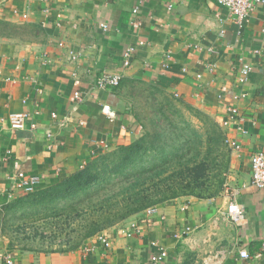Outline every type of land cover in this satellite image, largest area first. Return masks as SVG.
Returning a JSON list of instances; mask_svg holds the SVG:
<instances>
[{"label": "crops", "instance_id": "0c3cea01", "mask_svg": "<svg viewBox=\"0 0 264 264\" xmlns=\"http://www.w3.org/2000/svg\"><path fill=\"white\" fill-rule=\"evenodd\" d=\"M0 19L28 31L0 38V202L20 192L11 179L17 171L41 176L46 187L137 139L129 83L204 111L238 146L237 181L220 197L175 198L157 205L150 224L135 213L104 231L109 247L97 235L64 252L10 249L0 240V264H146L159 247L164 264H264V188L249 184L250 157L264 151L260 7L239 26L215 0H0ZM242 62L252 67L245 83ZM103 71L120 74L119 85L96 88ZM18 111L29 112L34 127L12 130L8 116ZM232 200L244 208L241 221L226 211ZM132 223L137 232L121 233Z\"/></svg>", "mask_w": 264, "mask_h": 264}, {"label": "rangeland", "instance_id": "374dc122", "mask_svg": "<svg viewBox=\"0 0 264 264\" xmlns=\"http://www.w3.org/2000/svg\"><path fill=\"white\" fill-rule=\"evenodd\" d=\"M125 91L130 95L128 98L131 110L136 114L142 127L137 139L146 137L147 143L152 147L148 156L144 157L139 166L132 167L134 171L127 176H117L113 180L97 185L85 196L60 201L46 212H36L28 218L10 221L6 226L0 227V240L4 241L8 248L64 252L71 250L73 246H80L83 244L81 234L85 228L96 223L100 224L106 218H114L121 213V203L127 201L126 193L133 187L140 192H147L149 188L171 183L193 188H187L184 193H179L159 205L183 197L217 198L233 189L238 172H236L237 168L232 166L231 156L232 150L238 147L232 148L224 138L222 147L218 151L208 149L207 141L202 139L203 134L198 132L203 127V123L189 114L176 98L177 96L168 97L176 108L181 110L183 116L189 119L191 126L186 125V122L175 114H171L170 119L167 120L161 117L157 110L164 105V98L167 95L161 89L135 82L127 84ZM171 119L177 123L178 133L182 134V139L190 141L182 152L174 154L171 159L165 161L161 155H156L163 146V140H156L155 137L157 131H160L156 123L161 125V134L167 136ZM167 144L169 145L170 142L168 141ZM168 145H166L167 150ZM195 171L199 173L195 174ZM143 172L145 174L140 176L139 173ZM181 172L183 177L180 175ZM18 194L23 192L20 191ZM109 210L111 212H108ZM132 215L134 213L127 218ZM127 218L115 220L111 226L101 229L99 233L121 224Z\"/></svg>", "mask_w": 264, "mask_h": 264}, {"label": "trees", "instance_id": "16d2710c", "mask_svg": "<svg viewBox=\"0 0 264 264\" xmlns=\"http://www.w3.org/2000/svg\"><path fill=\"white\" fill-rule=\"evenodd\" d=\"M31 29H34V27H31L30 30ZM25 32L28 31L24 26H19L7 20L0 19V38ZM168 96L170 97L171 94L165 95L164 105L157 110L160 112L161 117H164L167 120L170 119L171 114H175L186 122V125L191 126L189 119H186L183 116L181 110L176 108V105ZM180 102L188 110L191 116L203 123V127L201 130H198V132L203 134L202 139L207 141L209 145L208 149L211 148L218 151L222 147V141L225 138L220 125L202 110L195 108L182 100H180ZM169 124V135L163 136L160 132L162 130L161 125L156 123V126L160 128V131H157V134L155 135L156 140H163L162 149L156 152V155H161L165 161L171 159V156L174 154L182 152L186 144L190 141L182 139V134L180 135L178 133L177 123H175L173 119L169 120ZM182 129L184 130V128ZM168 141L170 142L169 145L167 144ZM166 145H168V150ZM151 148L152 147L147 143L146 137L135 139L126 145H121L112 151L96 156L82 168L46 187H39L38 185V187L32 192H23V194H17L13 198L3 200L0 202V227L6 226L10 221L28 218L36 212H46L53 206L57 205L60 201L85 196L97 185L113 180L117 176L129 175L134 171L131 168L139 166L144 157L148 156ZM211 161L212 160H210V163ZM204 168L207 169L205 165ZM197 173L199 172L195 171V174ZM139 174L142 176L145 172ZM180 175L181 177L184 176L182 172ZM133 188L126 193L127 201L121 203V213L114 218H106V220L100 224L96 223L94 226L89 225L85 228L84 232L81 234L82 243L88 238L98 234L101 229L111 226L112 222L115 220L125 219L129 215L141 212L149 206L159 205V203L176 197L179 193H184L183 191H186L187 188L193 189L190 186H183L178 183L149 188V191L147 192H140L139 189ZM108 212H111V210ZM77 247L73 246L71 250Z\"/></svg>", "mask_w": 264, "mask_h": 264}, {"label": "built area", "instance_id": "2783aa9c", "mask_svg": "<svg viewBox=\"0 0 264 264\" xmlns=\"http://www.w3.org/2000/svg\"><path fill=\"white\" fill-rule=\"evenodd\" d=\"M215 2L225 7L233 20L242 26L245 21L248 20L251 12L260 7L264 17V0H215ZM105 26V25H104ZM264 48V44H263ZM131 50L126 51L124 66H128L130 63L129 53ZM73 58L76 55L72 56ZM252 67L247 62H242L240 66V81L245 83L248 81L249 74ZM200 76V75H197ZM121 79L120 74H113L107 71L101 72L95 80V87L100 89L113 88L119 85ZM176 95V94H175ZM75 98H80V92L74 93ZM243 97V95L241 96ZM236 109H233L235 111ZM102 111L110 113L109 106L103 105ZM52 117H56V114L51 113ZM31 114L27 111H18L9 114L8 121L12 130L24 129L27 124L30 127H34L33 123H30ZM226 142L229 143L228 139ZM233 147H238L234 142L231 143ZM11 179L14 183V188L18 191L28 193L34 191L41 182V176L26 174L23 171H17L12 174ZM249 184L256 188H264V151H256L250 157V180ZM229 217L235 221H241L244 218V208L238 204L235 200H232L226 208ZM144 218L143 221L150 224L153 221V217L159 215L158 206L152 205L143 210ZM139 229L136 227V223H132L129 227L121 229V233L126 236H131ZM97 235L99 242L105 247L110 246L111 238L105 233L100 232ZM261 253L264 255V242L261 245ZM239 256L247 258L249 256L246 249L239 250ZM167 258V251L164 247H159L156 252L150 255L146 264H164ZM10 262V260H8Z\"/></svg>", "mask_w": 264, "mask_h": 264}]
</instances>
